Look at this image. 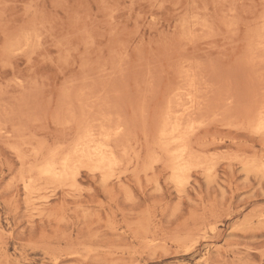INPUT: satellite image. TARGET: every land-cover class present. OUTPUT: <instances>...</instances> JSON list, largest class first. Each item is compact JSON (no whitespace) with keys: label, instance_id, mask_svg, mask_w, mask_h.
<instances>
[{"label":"rangeland","instance_id":"1","mask_svg":"<svg viewBox=\"0 0 264 264\" xmlns=\"http://www.w3.org/2000/svg\"><path fill=\"white\" fill-rule=\"evenodd\" d=\"M0 264H264V0H0Z\"/></svg>","mask_w":264,"mask_h":264},{"label":"bare ground","instance_id":"2","mask_svg":"<svg viewBox=\"0 0 264 264\" xmlns=\"http://www.w3.org/2000/svg\"><path fill=\"white\" fill-rule=\"evenodd\" d=\"M180 124L181 123H178L177 122L175 125H173L172 128L168 129V131H166L165 134H164V136L167 138V140L169 139L170 141H172L171 144H173V142H174V145H175V143L182 144L183 143V142H181L182 138H183V141H185L184 140L185 138L182 137V134H184V133L182 131V125H180ZM90 144H91V142H90ZM102 146H103L102 144H97L95 146L88 145L86 147V151L87 150H90L91 153L93 151L94 157L96 158L97 162L100 164V165H98V168L97 169H103L101 171H104V169H107V168L109 169L111 167L113 168L114 162L112 160L111 161H107L106 160V158H105V151L107 152L108 151V148L106 150ZM105 146L106 147L108 146V145H106V142H105ZM182 147L183 146H181V148ZM184 147H186V146H184ZM184 147L182 149H180V147H179L180 151L177 148L178 149L177 155L174 156V154H172L173 157H175L174 160H175V163H176V165L174 167V173H175V179L174 180H176V183L177 182L181 183L184 180V176H185L184 173L187 170H189V168H190V164H189L188 160L186 159V155L188 153L186 152V148H184ZM86 151H85V153H86ZM173 152L175 153L176 151H173ZM170 153H172V151H170ZM89 158H91V157H89ZM70 161H72V158L71 157L70 158H65L63 160V162L61 161L62 167L65 169V171L63 172V174H65L66 176H68V175L71 176L70 172L67 170L68 168H71V166L69 167ZM93 162H95V161H93ZM58 166L59 165H57L56 163H52L51 165L49 164V166L47 165V167H45L44 169H42L41 173H43L45 175H48V176L50 175L51 177L52 176L53 177L54 176H60V173L58 172V170H59V167ZM72 174H74V173H72Z\"/></svg>","mask_w":264,"mask_h":264}]
</instances>
